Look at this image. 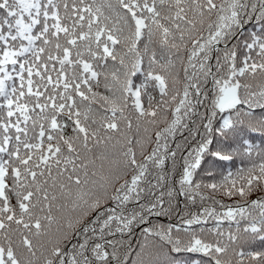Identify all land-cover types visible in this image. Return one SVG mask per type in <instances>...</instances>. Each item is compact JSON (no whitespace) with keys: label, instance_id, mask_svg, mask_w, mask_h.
Segmentation results:
<instances>
[{"label":"snow or ice","instance_id":"6c2138e0","mask_svg":"<svg viewBox=\"0 0 264 264\" xmlns=\"http://www.w3.org/2000/svg\"><path fill=\"white\" fill-rule=\"evenodd\" d=\"M0 264H264V0H0Z\"/></svg>","mask_w":264,"mask_h":264}]
</instances>
